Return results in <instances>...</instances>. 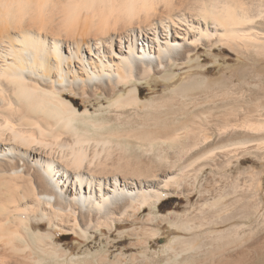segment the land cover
<instances>
[{
    "label": "bare ground",
    "instance_id": "bare-ground-1",
    "mask_svg": "<svg viewBox=\"0 0 264 264\" xmlns=\"http://www.w3.org/2000/svg\"><path fill=\"white\" fill-rule=\"evenodd\" d=\"M200 48L264 57V0H0V264H264L256 192L202 178L254 154L261 106L222 88L199 114L187 112L198 99L141 98ZM173 197L188 207L161 215ZM121 228L136 253L73 258L56 244Z\"/></svg>",
    "mask_w": 264,
    "mask_h": 264
},
{
    "label": "rangeland",
    "instance_id": "rangeland-1",
    "mask_svg": "<svg viewBox=\"0 0 264 264\" xmlns=\"http://www.w3.org/2000/svg\"><path fill=\"white\" fill-rule=\"evenodd\" d=\"M221 50V48H218L214 51H209L207 49L200 48L196 55L193 56V63L191 67H180L176 71H170L165 74L169 76L176 75L177 77L173 80L163 81L155 76L154 78H158V80H153L152 84L150 81L142 82L140 84L141 98L147 104L151 101L161 102L176 99L172 101L173 110H179V107L184 102L190 104L192 101L198 99L187 107V112L199 114L204 113L205 111L201 106L205 97L208 96L211 91L222 88L230 92L233 91L236 95L235 97H244L245 100L247 99V102H249V100L252 102L253 98L254 104L261 106V110L257 112L256 120L264 121V57L255 56L250 58L249 61L243 62L230 50ZM242 73L245 74L244 79H237V74L240 75ZM248 76L250 79H248ZM157 81L161 83L158 86L155 84ZM186 95H189L191 98L187 99ZM78 103L80 104V101H78ZM262 108L263 113L261 114L260 111H262ZM170 111L171 110H169V112ZM208 114L209 113H206L204 117L207 116L210 118L208 120L211 126L210 129H212V132L216 133V131H218V125L221 124L223 119L225 120L226 116H222L223 114L219 112H214L213 115L209 116ZM241 115L243 116V114ZM103 117L109 118V113L105 112ZM111 117L114 116L111 115ZM241 133L242 134H240V136L242 137L246 134L245 131H241ZM254 137L257 139L255 147L257 144L258 149L256 148L257 150H254L253 155L243 156L240 161H235L232 167H235L236 169L231 168L229 171L225 172L218 171V173L212 176L210 174V170H208L202 178L210 179L209 190L211 191H216L217 189L215 180L213 179L220 180L223 176H225L228 180L227 184L230 186L228 190L232 189V185H234L237 180L239 181L242 190L252 187L251 189L256 192L255 200L260 206L259 213L255 219L254 229L258 230L259 235H262L264 233V131L254 134ZM196 155L197 152H194V155L190 157H194ZM212 183L215 185L213 186ZM197 200L198 196L193 199L192 203L195 204ZM233 200H237V197L233 196L232 198H228V204ZM187 207L188 204L186 199L180 201L176 197H173L167 198L165 201L160 203L157 210L160 211L161 215L168 216L171 213H174V215L182 214ZM234 210H230L225 213L224 216H226V214L230 216ZM146 214L147 212L143 215ZM225 220H228V218ZM166 226L168 227L169 225L167 224ZM126 230L127 229L122 228L117 230L114 236L108 240V234L102 235L103 237L98 236L94 242L87 246L74 242L71 235H62L58 238L56 244L62 246L65 251L72 253L70 254V257L73 258H85L88 252L95 254V252L97 253V251L104 249L111 252L112 259H114L123 249L126 252V256L136 253L132 249H127L129 242L131 241L128 240L125 243H119L120 239L125 236ZM43 231H47V226L43 229ZM155 240L152 243V250L154 252H161L164 246L169 243V239L165 235L159 236Z\"/></svg>",
    "mask_w": 264,
    "mask_h": 264
}]
</instances>
